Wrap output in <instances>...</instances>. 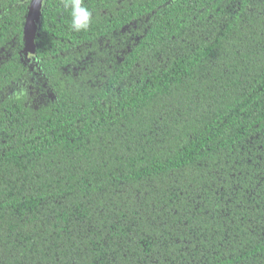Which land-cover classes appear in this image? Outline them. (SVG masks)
<instances>
[{"label": "trees", "instance_id": "trees-1", "mask_svg": "<svg viewBox=\"0 0 264 264\" xmlns=\"http://www.w3.org/2000/svg\"><path fill=\"white\" fill-rule=\"evenodd\" d=\"M0 0V264H264V0ZM68 4L69 7H65Z\"/></svg>", "mask_w": 264, "mask_h": 264}, {"label": "water", "instance_id": "water-1", "mask_svg": "<svg viewBox=\"0 0 264 264\" xmlns=\"http://www.w3.org/2000/svg\"><path fill=\"white\" fill-rule=\"evenodd\" d=\"M42 0H31L24 26V38L27 49H33V39L36 31L34 18H38Z\"/></svg>", "mask_w": 264, "mask_h": 264}, {"label": "clouds", "instance_id": "clouds-1", "mask_svg": "<svg viewBox=\"0 0 264 264\" xmlns=\"http://www.w3.org/2000/svg\"><path fill=\"white\" fill-rule=\"evenodd\" d=\"M65 7H69L65 4ZM72 27L76 31L87 29L90 23L91 13L82 6V0H71Z\"/></svg>", "mask_w": 264, "mask_h": 264}]
</instances>
